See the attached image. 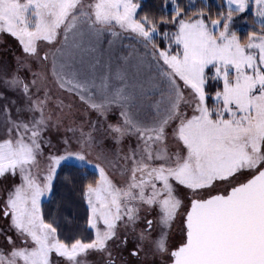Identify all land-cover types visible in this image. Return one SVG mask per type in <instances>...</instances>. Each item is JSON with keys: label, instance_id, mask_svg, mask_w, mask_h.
Returning a JSON list of instances; mask_svg holds the SVG:
<instances>
[{"label": "snow or ice", "instance_id": "6c2138e0", "mask_svg": "<svg viewBox=\"0 0 264 264\" xmlns=\"http://www.w3.org/2000/svg\"><path fill=\"white\" fill-rule=\"evenodd\" d=\"M0 53V264H264V0H0Z\"/></svg>", "mask_w": 264, "mask_h": 264}, {"label": "trees", "instance_id": "16d2710c", "mask_svg": "<svg viewBox=\"0 0 264 264\" xmlns=\"http://www.w3.org/2000/svg\"><path fill=\"white\" fill-rule=\"evenodd\" d=\"M151 2H152V0H146V3L150 4ZM240 28H241V30H242V28H247V25L241 24ZM72 199H75V197L73 196ZM74 210L75 209H73V208H69V211H74Z\"/></svg>", "mask_w": 264, "mask_h": 264}, {"label": "rangeland", "instance_id": "374dc122", "mask_svg": "<svg viewBox=\"0 0 264 264\" xmlns=\"http://www.w3.org/2000/svg\"><path fill=\"white\" fill-rule=\"evenodd\" d=\"M244 29H246V28H242V30H244ZM0 54H5L6 55V53H0Z\"/></svg>", "mask_w": 264, "mask_h": 264}]
</instances>
